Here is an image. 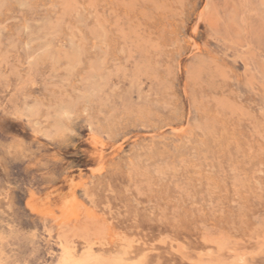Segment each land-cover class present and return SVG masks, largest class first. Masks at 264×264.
Listing matches in <instances>:
<instances>
[{
  "label": "rangeland",
  "instance_id": "374dc122",
  "mask_svg": "<svg viewBox=\"0 0 264 264\" xmlns=\"http://www.w3.org/2000/svg\"><path fill=\"white\" fill-rule=\"evenodd\" d=\"M61 246L264 264V0H0V264Z\"/></svg>",
  "mask_w": 264,
  "mask_h": 264
},
{
  "label": "bare ground",
  "instance_id": "6f19581e",
  "mask_svg": "<svg viewBox=\"0 0 264 264\" xmlns=\"http://www.w3.org/2000/svg\"><path fill=\"white\" fill-rule=\"evenodd\" d=\"M250 85V84H249ZM248 85V86H249ZM218 237V236H217ZM216 237V238H217ZM219 237H220V235H219ZM223 238V237H222ZM226 238H228V237H226ZM215 239V238H214ZM161 243V242H160ZM262 243H263V241H262ZM86 244V243H85ZM86 246H88V245H86ZM91 246V245H90ZM92 247V246H91ZM218 247V246H217ZM216 247V248H217ZM88 248V247H87ZM87 248H86V250H87ZM61 249H64V255H63V257H62V259H61V262L59 263V264H119L118 262H116V261H114V260H104V259H101V258H95L91 253H90V251H87L82 257H80V258H76L74 255H73V253L72 252H70L69 250H68V247H62L61 246ZM227 250V249H226ZM73 251V250H72ZM208 251H210V250H208ZM208 251H206V252H208ZM92 252V251H91ZM229 252V254H230V251H228ZM235 252V251H234ZM210 253H211V251H210ZM218 253V252H217ZM231 253H233V250H232V252ZM234 254V253H233ZM62 255V254H61ZM206 255V254H205ZM212 255V254H211ZM182 256V255H181ZM183 257V256H182ZM238 257V256H237ZM242 257H244V256H242ZM184 258V257H183ZM186 258V257H185ZM208 258H210L211 259V257H209L208 256ZM214 258H218V256L217 257H214ZM219 258H220V256H219ZM241 258V257H240ZM187 259V258H186ZM209 259V260H210ZM192 260V259H191ZM200 260V259H199ZM241 260V259H240ZM207 261H208V259H207ZM243 261V260H242ZM215 262L217 263V264H239V263H237V261H233V262H228L227 260H225V259H219V260H215ZM205 264H207V262L205 263Z\"/></svg>",
  "mask_w": 264,
  "mask_h": 264
}]
</instances>
